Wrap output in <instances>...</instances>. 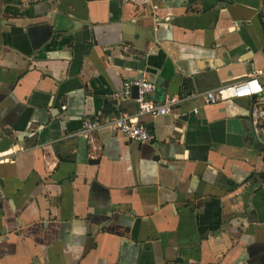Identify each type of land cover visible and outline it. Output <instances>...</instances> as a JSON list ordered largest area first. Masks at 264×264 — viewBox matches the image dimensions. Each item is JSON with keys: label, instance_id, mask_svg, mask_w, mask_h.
<instances>
[{"label": "crops", "instance_id": "crops-1", "mask_svg": "<svg viewBox=\"0 0 264 264\" xmlns=\"http://www.w3.org/2000/svg\"><path fill=\"white\" fill-rule=\"evenodd\" d=\"M263 65L264 0H0V264H264L249 99L79 133L136 111L125 80L160 102Z\"/></svg>", "mask_w": 264, "mask_h": 264}, {"label": "built area", "instance_id": "built-area-1", "mask_svg": "<svg viewBox=\"0 0 264 264\" xmlns=\"http://www.w3.org/2000/svg\"><path fill=\"white\" fill-rule=\"evenodd\" d=\"M136 88V111L133 114H121L104 118H83L79 133L87 136L100 128L120 134L128 141L146 143L153 139L152 133L138 120L140 116L156 117L170 113L173 108L185 101L197 99L202 105H214L229 99L246 98L250 100L252 110V132L255 137L264 142V65L251 68L243 76L225 82L194 95H166L160 102L148 98L154 89L150 79L141 77L136 80H125L117 97L121 100L130 98L132 87ZM193 114L197 108L191 109Z\"/></svg>", "mask_w": 264, "mask_h": 264}, {"label": "water", "instance_id": "water-1", "mask_svg": "<svg viewBox=\"0 0 264 264\" xmlns=\"http://www.w3.org/2000/svg\"><path fill=\"white\" fill-rule=\"evenodd\" d=\"M131 95L133 98L136 97V88L133 86L132 89H131ZM53 151L55 152L56 151V147L53 146Z\"/></svg>", "mask_w": 264, "mask_h": 264}]
</instances>
